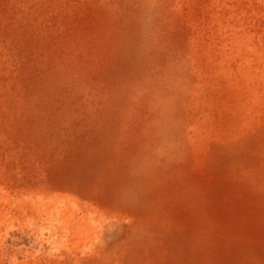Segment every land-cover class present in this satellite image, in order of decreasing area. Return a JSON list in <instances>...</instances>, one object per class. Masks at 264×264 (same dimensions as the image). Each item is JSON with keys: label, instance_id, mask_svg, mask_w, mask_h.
Returning a JSON list of instances; mask_svg holds the SVG:
<instances>
[{"label": "rangeland", "instance_id": "374dc122", "mask_svg": "<svg viewBox=\"0 0 264 264\" xmlns=\"http://www.w3.org/2000/svg\"><path fill=\"white\" fill-rule=\"evenodd\" d=\"M0 264H264V0H0Z\"/></svg>", "mask_w": 264, "mask_h": 264}]
</instances>
